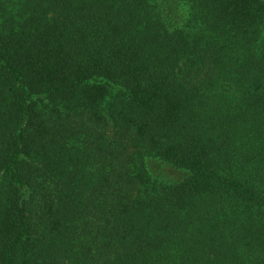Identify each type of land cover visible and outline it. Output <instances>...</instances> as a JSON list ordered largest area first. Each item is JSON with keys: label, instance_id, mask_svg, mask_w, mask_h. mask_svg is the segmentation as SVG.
<instances>
[{"label": "trees", "instance_id": "1", "mask_svg": "<svg viewBox=\"0 0 264 264\" xmlns=\"http://www.w3.org/2000/svg\"><path fill=\"white\" fill-rule=\"evenodd\" d=\"M0 264H264V0H0Z\"/></svg>", "mask_w": 264, "mask_h": 264}]
</instances>
